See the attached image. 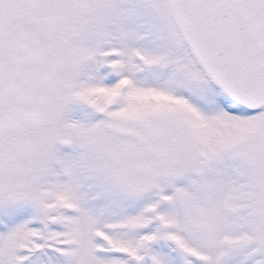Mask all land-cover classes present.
Masks as SVG:
<instances>
[{"label":"snow or ice","instance_id":"6c2138e0","mask_svg":"<svg viewBox=\"0 0 264 264\" xmlns=\"http://www.w3.org/2000/svg\"><path fill=\"white\" fill-rule=\"evenodd\" d=\"M0 264H264V0H0Z\"/></svg>","mask_w":264,"mask_h":264}]
</instances>
